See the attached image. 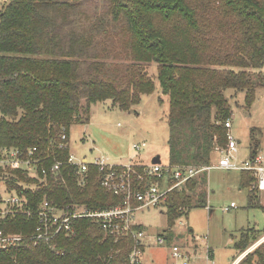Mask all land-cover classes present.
I'll return each instance as SVG.
<instances>
[{"label":"trees","instance_id":"obj_1","mask_svg":"<svg viewBox=\"0 0 264 264\" xmlns=\"http://www.w3.org/2000/svg\"><path fill=\"white\" fill-rule=\"evenodd\" d=\"M150 63L158 66L169 103L168 161L162 163L211 165L227 143L225 123L232 115L225 91L245 93L250 107L264 88V0H10L0 17V148L38 147L49 159L39 169L44 182L16 172L7 178L9 191L24 195L34 209L45 201L99 209L122 205L123 197L102 186L95 166L86 185H79L77 168L69 164L70 129L89 122L97 103L110 101L126 112L139 106L143 95L156 91L145 66ZM64 129L68 147L59 149ZM59 162L60 174L54 175ZM141 165H135L139 173ZM241 174V189L258 193L256 178ZM32 184L34 191L24 189ZM207 187L204 174L170 194L162 210L169 243L177 221L194 206L207 207ZM251 190L249 207L264 210ZM34 229L23 214L0 222L7 233L29 236ZM260 233L248 229L241 235L234 260ZM134 247L131 236H112L79 219L72 234L52 242L27 239L0 250V264H130ZM238 264H264V243Z\"/></svg>","mask_w":264,"mask_h":264},{"label":"rangeland","instance_id":"obj_2","mask_svg":"<svg viewBox=\"0 0 264 264\" xmlns=\"http://www.w3.org/2000/svg\"><path fill=\"white\" fill-rule=\"evenodd\" d=\"M9 1L0 0V17ZM145 66L156 84V91L152 95H143L139 106L126 112L110 101L97 103L92 106L89 122L72 125L69 145L78 159L92 162L95 158H103L108 163L120 165H150L157 156L163 162L168 161L166 117L169 103L160 87L158 66L153 63ZM225 96L232 115L231 133L239 143L235 157L243 162L255 149L264 156V88L257 91L250 107L245 103L246 94L243 92L226 90ZM135 144H146V147L137 151L133 148ZM222 148L215 153L211 165L217 164ZM241 173L219 168L209 171L207 207L194 206L187 216L176 222L174 230L181 233L178 243L199 247L198 257L195 256L192 264H232L239 255L234 245L244 232L256 229L264 235V210L249 207L252 188L241 189ZM251 191L253 195L256 193L254 188ZM256 197L264 206L262 196L256 193ZM232 204L236 208L226 212L225 209ZM167 217L163 211L153 208L135 213L136 222L146 227L143 259L147 264H171L173 261L172 247L158 242L159 235L167 234ZM262 235L257 242L264 238ZM208 250L215 253L211 262L207 259Z\"/></svg>","mask_w":264,"mask_h":264},{"label":"built area","instance_id":"obj_3","mask_svg":"<svg viewBox=\"0 0 264 264\" xmlns=\"http://www.w3.org/2000/svg\"><path fill=\"white\" fill-rule=\"evenodd\" d=\"M227 143L220 150L219 159L216 165L204 167H174L168 164H142L140 167L143 173L135 170L134 164L120 165L108 163L107 159L95 158L92 162L80 160L71 154L69 164L77 168L76 174L80 186H85L90 166L98 168L102 174V186L116 196L123 197V204L117 207L106 209L86 208L81 206H60L50 201L37 205L34 209L24 195L15 191H9L7 185L8 177H15L16 172H22L27 177L33 178L40 183L45 180L40 176L41 164L49 159V156L42 157L38 147L27 151L13 148H0V175L2 183L0 186V222L16 221L18 215L23 214L29 222L35 224L34 232L26 236L18 233H7L0 231V250H8L29 239L30 242L38 244L40 241L52 242L61 234H72L75 221L89 219L91 222L101 226L106 232L116 237L131 236L135 240V247L130 256V264H142L143 242L146 234L143 230H136L138 226L135 221V213L143 209L165 210L170 194L182 188L189 181L207 174L214 168L224 170H238L250 172L257 180L255 189L264 200V156L256 154L254 157L239 162L235 157L239 143L231 133L232 123L227 120ZM59 149L68 147V132L64 129ZM146 147L135 144L133 148L141 151ZM61 163H57L51 172L59 175ZM44 175L47 171L43 169ZM35 190V185H27L24 189ZM236 206L232 204L225 211L228 212ZM159 244L167 245L166 236H160ZM264 243V238L253 245L243 254V258ZM171 264H192L195 255L189 253L180 245L172 247ZM214 258L212 250H208L207 259L209 262ZM242 258V259H243Z\"/></svg>","mask_w":264,"mask_h":264},{"label":"crops","instance_id":"obj_4","mask_svg":"<svg viewBox=\"0 0 264 264\" xmlns=\"http://www.w3.org/2000/svg\"><path fill=\"white\" fill-rule=\"evenodd\" d=\"M258 154V153H257ZM250 158V157H249ZM135 221H136V219H135ZM136 224H138V225H140V226H142L143 227V231L145 232V234H146V227L144 226V225H141V224H139V223H137L136 222ZM165 233H167V231H165ZM175 234L174 235H172V237L171 238H173V240L172 241H170V243H169V235H168V233L166 234V239H167V246L168 247H173L174 245H180V246H182L183 248H185V250H187L189 253H191L192 255H195V256H197L198 257V252H199V247H198V245L196 244L195 246L194 245H192V247L190 246H188L187 244H185V245H183V243H182V245L181 244H179L178 242H179V240H180V237H181V233H179V231L177 232H174ZM147 235V234H146ZM159 236H162V235H159ZM146 238H147V236H146ZM145 238V239H146ZM145 239H144V242H143V245H144V249H143V253H142V261H143V263L142 264H147V263H145V261H144V259H143V255L146 253L145 252V245H146V242H145ZM213 254H214V256H215V253L213 252ZM242 258H243V254L239 257V258H237V260H234L233 261V263L232 264H238L241 260H242ZM148 262V261H147ZM149 264H151V262H149Z\"/></svg>","mask_w":264,"mask_h":264},{"label":"water","instance_id":"obj_5","mask_svg":"<svg viewBox=\"0 0 264 264\" xmlns=\"http://www.w3.org/2000/svg\"><path fill=\"white\" fill-rule=\"evenodd\" d=\"M161 163L162 161H161L160 156L155 157L152 161V164H161Z\"/></svg>","mask_w":264,"mask_h":264}]
</instances>
